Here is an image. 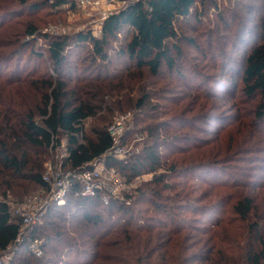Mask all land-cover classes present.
<instances>
[{"label": "trees", "instance_id": "obj_1", "mask_svg": "<svg viewBox=\"0 0 264 264\" xmlns=\"http://www.w3.org/2000/svg\"><path fill=\"white\" fill-rule=\"evenodd\" d=\"M207 1L137 0L109 16L102 36L95 38L86 31L71 36L41 34L34 20H26L41 10L74 7L75 0H0V187L3 189L0 254L12 247L15 255L7 264H57L53 259L58 264H192L197 261L204 264L211 259L206 252L207 242L195 254L188 252L191 248L186 232L192 226L187 219L184 221L181 213L189 209L206 210L207 205L194 204L196 199L191 196L194 191L190 183L195 179L188 178V174L205 168L206 176L219 181L222 176L216 174L217 164L199 161L219 151L215 148L201 151L196 146L194 153L192 148L181 146L179 143H184L181 139L186 134H174L173 129H179L180 125L175 126L177 121L188 122L184 116L165 120L161 117L167 112L160 117L150 116L156 122L144 128L148 139L142 155L135 160L131 156L126 160L107 158L108 166L125 175L127 181L145 167L156 172L152 181L145 184L146 190L139 188L130 194L129 204L119 199L104 204L100 196L84 197L81 186L76 183L65 205H53L44 224L28 232L25 240L18 241L21 220L5 201L8 196L20 200L33 189L46 186L44 163L54 141L61 143L64 137L67 142L66 170L90 167L114 144L109 129L117 111L137 109L145 114L151 98L166 99L160 92L155 96L145 92L142 97L134 98L132 81L138 77V90L143 92L146 86L143 76L136 73L143 74L146 70L159 78L165 73L183 76L184 52L180 43L192 41L179 29L182 24L189 25L192 19H201L195 13L199 4ZM255 28L256 38L245 50L240 71L234 74L231 84L239 79L249 97L259 98L255 117L264 126V9ZM38 34L44 39L45 48L35 46ZM87 46L94 55L88 62L92 72L81 71L77 75L73 68L82 57L80 51ZM25 51L33 59L49 63L55 75H50L47 67L40 82L31 84L28 79L31 72L20 65ZM115 60L123 63L122 69L128 71L127 75L115 74ZM71 82L75 84L72 86ZM30 86L37 98L31 96L29 101L26 94H30ZM94 117L102 126L93 129L95 136L92 137L85 132V121ZM160 169L164 172L157 174ZM177 179H186V182ZM233 183H208L211 191L198 197L206 200L221 197ZM242 183L249 191L236 193L230 212L247 219L256 209L259 197L251 194L250 189L258 185ZM217 190L219 194L215 196ZM259 225L256 221L250 227ZM258 233L260 249H247L245 253V259L252 264H264V230ZM34 239L42 240L40 257L30 249ZM224 245L213 262L238 264L235 258H230L233 245L229 242Z\"/></svg>", "mask_w": 264, "mask_h": 264}, {"label": "rangeland", "instance_id": "obj_2", "mask_svg": "<svg viewBox=\"0 0 264 264\" xmlns=\"http://www.w3.org/2000/svg\"><path fill=\"white\" fill-rule=\"evenodd\" d=\"M110 2L112 1L102 0L99 8L86 4L84 8L65 5L61 7V11L60 9L41 10L26 20H34L41 34H46L45 30L49 26L61 24L65 29L63 35H76L90 31L95 25L94 22L99 19L100 12L105 8L106 10L114 7L119 9V6L116 7ZM263 9L264 0H208L199 4L195 14L201 19H192L189 25L182 24L179 29L184 37L192 41L191 44L180 43L184 52L183 76L175 77L165 73L159 78L153 77L146 70L143 74L136 73V76H143L141 78L146 86L143 92L142 89L139 91V78L137 77L134 82L132 81L134 90L131 96L142 97L145 92L155 96L154 94L160 92L164 93L166 99L151 98L145 114L137 109L117 111L112 117L113 127L109 129V132L113 133V129L118 127L115 131L118 142L127 146L132 160H135L143 154L146 148L148 133L144 128L156 122L155 117H160L163 112H167V115L161 117L163 120L178 115L188 119L187 123L177 121L176 127L182 124L184 127L178 126L179 129H173L174 134H186V137L181 139L184 143H179L182 144L181 146L192 148L191 151L194 153L197 152L196 146L200 147L201 151L209 148L219 151L215 156L199 159V161L217 164L216 174L222 176L219 181L206 176L205 168L188 174V178L195 179L193 183H190L194 191L191 196L196 199L194 204L207 205L206 210L201 212L198 209H189L181 213L184 221L187 219L192 226L186 232L191 248L188 252L195 254L204 242L209 243V249L206 252L212 257L204 264H215L213 258L218 255V250L225 246V242L233 245L230 258H235L238 264H252L245 259L247 249L255 250L261 247L257 239L259 240L261 236L258 232L264 230V126L261 125L260 120H256L257 116L255 117L259 98L249 97L242 90L239 79L234 84L231 82L235 80L234 74L237 75L240 71L245 50L256 38L255 25ZM116 12L114 11L113 14ZM24 38L29 40V37ZM119 38L126 39V37ZM34 44L36 47L45 48V41L40 38L39 34ZM92 54L89 46L80 51L82 57L78 59L73 68L75 74L78 75L81 71L84 72L83 74L92 72L88 66L91 56H94ZM21 58L20 65L26 66L27 71L32 74L28 78L31 84L40 82L47 67L50 75H55L49 63L33 59L26 51ZM113 66L115 74L124 72L122 62L115 60ZM124 73L127 75L128 71ZM74 84L71 82L72 86ZM30 90V94H26L29 101L32 100L31 96L37 98L32 86ZM171 108L173 110H170ZM99 126H102V123L96 117L88 118L85 121V132L94 137L93 129ZM61 140L64 141L65 138L62 137ZM188 140L193 142L189 143ZM63 152L64 148L61 147L49 149L45 158L44 170L49 160H55L56 156L58 154L61 156ZM140 171L131 181H127L128 179L121 172L117 174L121 186L120 197L124 198L125 204L130 203L128 200L130 194H135L139 188L146 190L145 184L150 183L155 177L156 172L146 167ZM157 172V174L164 172V169ZM177 180L186 182V179ZM224 181H235V183L230 190L223 191L221 197L218 195V190L215 192L217 197L207 200L198 197L211 191L212 188L208 183L219 184ZM242 182L258 185L255 189H250L251 194H258L259 197L256 199V209L254 208L247 219L230 212V206L236 193L249 191L241 186ZM2 190L0 187V198L3 197ZM39 191L41 188H35L27 195H34ZM144 206H147V203ZM136 207L140 208L142 205H136ZM256 221H259L260 225L252 229L250 225ZM199 226L201 229L198 228ZM14 258L13 248L4 254V259L8 262ZM53 261L58 264L57 259ZM192 264L200 263L197 261Z\"/></svg>", "mask_w": 264, "mask_h": 264}, {"label": "built area", "instance_id": "obj_3", "mask_svg": "<svg viewBox=\"0 0 264 264\" xmlns=\"http://www.w3.org/2000/svg\"><path fill=\"white\" fill-rule=\"evenodd\" d=\"M110 1H112L110 3H113L116 7L119 6V9H122L137 0ZM86 4L87 6L90 5L94 8H99L102 5V0H75V6L78 8H84ZM119 9L114 7L106 10L105 8L100 12L99 19L94 22L95 25L88 32L91 33L93 37L100 38L103 33L105 21L114 11L118 12ZM45 32L46 34L54 36L63 35L65 29L61 24H55L49 26ZM117 129L118 127L113 129L114 132L111 133L114 137V144L110 150L102 157L94 160L90 167H84L81 170H66L64 168V163L69 155L66 140H61V143L55 141L52 143L50 150L54 147L56 149L61 147L64 148V152L61 156L58 154L55 160H49L45 164L43 180L46 186L41 188V191L37 194L26 195L20 200H14L11 196H8V199L5 200L10 205L13 214L18 216L21 220L18 241L25 240L28 232L44 224L47 212L53 205H65L66 198L76 183L81 186V195L84 197L100 196L104 204H108L113 199L125 201L123 197H120L121 186L118 182V172L114 167L108 166L107 164V158L110 156H114L120 160H126L131 156L127 146L118 142L116 138L117 132H115ZM30 249L37 257L42 256V240H32L30 242ZM10 250H12V247H8L0 254V264L8 263V261L4 259V254Z\"/></svg>", "mask_w": 264, "mask_h": 264}]
</instances>
